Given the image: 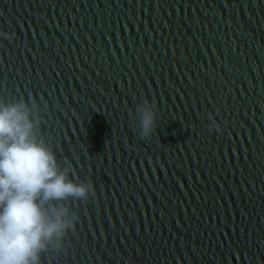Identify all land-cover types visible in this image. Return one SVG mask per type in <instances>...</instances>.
Listing matches in <instances>:
<instances>
[{
    "label": "water",
    "instance_id": "1",
    "mask_svg": "<svg viewBox=\"0 0 264 264\" xmlns=\"http://www.w3.org/2000/svg\"><path fill=\"white\" fill-rule=\"evenodd\" d=\"M0 29V99L47 101L95 187L41 264H264V0H0Z\"/></svg>",
    "mask_w": 264,
    "mask_h": 264
},
{
    "label": "clouds",
    "instance_id": "2",
    "mask_svg": "<svg viewBox=\"0 0 264 264\" xmlns=\"http://www.w3.org/2000/svg\"><path fill=\"white\" fill-rule=\"evenodd\" d=\"M13 35L0 29V37ZM47 109L35 97L0 99V264H41L42 254L59 252L79 219L66 202L95 195L91 180L70 178L71 163H58L40 134ZM157 111L147 98L137 104L133 128L141 138L156 131ZM208 118L209 131H222L212 113Z\"/></svg>",
    "mask_w": 264,
    "mask_h": 264
}]
</instances>
